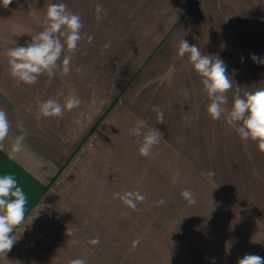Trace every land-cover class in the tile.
I'll return each instance as SVG.
<instances>
[{
  "label": "crops",
  "instance_id": "crops-1",
  "mask_svg": "<svg viewBox=\"0 0 264 264\" xmlns=\"http://www.w3.org/2000/svg\"><path fill=\"white\" fill-rule=\"evenodd\" d=\"M52 3L66 4L83 24L78 50L64 53L72 56L71 70L42 74L31 85L18 82L9 74L6 50L25 46L43 30ZM182 38L222 59L240 96L246 90L241 84L248 92L264 87V63L251 59L264 60V0H13L0 6V109L11 124L0 174L13 175L28 197L24 222L13 232L17 240L0 264L77 258L128 264V238L98 235L97 219L82 217L91 207L81 196L112 195L113 173L128 171L130 156L139 155L142 137L130 135L138 119L146 120L144 131L208 120L201 77L187 55H178ZM69 95L80 99L77 108L60 117L40 115L41 102L63 105ZM154 108L163 112V123ZM20 135L21 150L13 153ZM233 143L243 149H218L207 179L208 149L201 144L200 154H185V189L199 192L195 204H185V236L163 241L168 261L154 263L238 264L247 254L264 257V152L250 140ZM96 237L99 244L92 245Z\"/></svg>",
  "mask_w": 264,
  "mask_h": 264
},
{
  "label": "clouds",
  "instance_id": "clouds-1",
  "mask_svg": "<svg viewBox=\"0 0 264 264\" xmlns=\"http://www.w3.org/2000/svg\"><path fill=\"white\" fill-rule=\"evenodd\" d=\"M13 0H0V6L7 8ZM96 19L99 21L103 14L102 5L96 6ZM43 30L32 36L25 46L11 47L6 50L8 57L9 74L18 82L35 84L42 74L52 78L57 70L67 75L71 70V55L78 50L82 35L83 24L79 14L68 10L64 3H52L47 7L42 21ZM89 41L92 37H88ZM107 47V45H105ZM178 55L188 56L196 73L201 77L203 91L210 103L207 112L213 120H219L224 116L230 125H238L236 131L242 140L255 142L258 149L264 152V87L255 91L245 92L233 98L230 109L224 106L228 103L226 93L233 88V80L228 74L225 62L219 57L203 54L196 45L189 44L181 39L178 45ZM63 60L61 63V57ZM243 59V58H242ZM254 62L264 63L255 54L251 56ZM81 101L75 95H69L62 105L54 99H48L39 104V113L43 117H60L65 110L71 111L80 105ZM157 112L158 123H163V112L154 108ZM144 119H138L130 129V135L142 137L139 154L149 156L155 145L162 140V133L156 128H147ZM11 124L7 113L0 109V150L4 148V141L8 137ZM25 139V135L16 138L12 146V152L18 153ZM212 176L214 173H205ZM182 197L189 203L195 204L193 193L185 189ZM129 208L136 210L138 203H142L146 197L139 191H125L114 193ZM28 197L24 189L19 186L16 178L11 174H0V255H6L16 242L13 236L15 228L21 225L25 219ZM158 203H164L163 200ZM70 235V233H68ZM139 239L133 241V246L139 244ZM75 243V241H73ZM92 245L99 244V237L93 238ZM70 264H86L83 259H73ZM238 264H264V257L247 254L238 260Z\"/></svg>",
  "mask_w": 264,
  "mask_h": 264
},
{
  "label": "rangeland",
  "instance_id": "rangeland-1",
  "mask_svg": "<svg viewBox=\"0 0 264 264\" xmlns=\"http://www.w3.org/2000/svg\"><path fill=\"white\" fill-rule=\"evenodd\" d=\"M233 86L236 87V84ZM241 87L246 89L241 92L243 96L248 92L247 84H241ZM237 94L239 92L233 88L226 93V109L231 108ZM207 117L208 120L203 117V126H153L163 134L162 140L153 147L149 156H130L128 171L123 170L120 174L121 170H117V175L113 173L112 195H91L87 200L81 196L82 203L86 202L91 207L90 211H82V217L97 219L98 235L111 234L114 240H120L121 236L128 238L125 243L129 252L128 264L167 262L168 243L163 241L170 236H185L186 200L181 195L185 190V154L191 151L192 155L200 154V145L203 144V149H208L210 161L214 162L208 164L209 172H212L217 165L218 149H243L232 146L233 142L242 140L236 131L238 125H230L224 116L219 120H213L210 115ZM196 165L201 164H193V172ZM197 170L201 171V167ZM125 191H139L146 199L133 210L114 196V193ZM196 192L199 189L193 187V194ZM161 200L164 203H158ZM137 239L142 241L133 246V241ZM116 245L120 247L121 243H114V247Z\"/></svg>",
  "mask_w": 264,
  "mask_h": 264
}]
</instances>
